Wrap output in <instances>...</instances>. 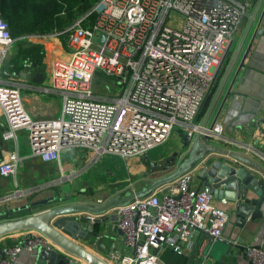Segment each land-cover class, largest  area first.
I'll return each mask as SVG.
<instances>
[{
	"label": "built area",
	"instance_id": "1",
	"mask_svg": "<svg viewBox=\"0 0 264 264\" xmlns=\"http://www.w3.org/2000/svg\"><path fill=\"white\" fill-rule=\"evenodd\" d=\"M246 13L247 0H94L67 27L47 32L63 36L65 45L63 56L50 58L43 86L60 93L54 117H31L19 85L2 69L13 38L0 16V109L6 122L1 135L14 138L24 130L31 153L42 161H57L69 146L89 152L91 160L103 154L141 155L172 132L189 140L196 133L220 139L219 121L210 128L200 125L203 106ZM97 70L114 77L115 93L92 89ZM251 137L264 140V117L253 121ZM16 162L14 153L0 161V174L13 172ZM155 189L111 208L131 251L110 252L109 263L164 264L157 254L161 247L189 248L201 230L212 238L221 234L227 212L211 202L210 193L190 186L189 171L164 190ZM20 231L24 236L5 248L0 264H12L22 248L54 246L38 231ZM242 249L250 264H264V244Z\"/></svg>",
	"mask_w": 264,
	"mask_h": 264
},
{
	"label": "crops",
	"instance_id": "2",
	"mask_svg": "<svg viewBox=\"0 0 264 264\" xmlns=\"http://www.w3.org/2000/svg\"><path fill=\"white\" fill-rule=\"evenodd\" d=\"M259 1L256 0L253 8L249 11L247 0V13L242 16L226 54L227 56L229 53L230 60L228 64L232 60L234 50L249 18L252 15L253 18L231 63L227 77L206 118V124L211 122L219 110L215 121L221 123L222 134L220 139L210 138V141L223 146L226 150L245 154L259 164L264 171V140L257 141L251 137L253 121L264 117V31L252 35L253 28L259 18V25L264 26V0L260 5ZM244 22V29L235 44V38ZM38 33H46L48 35L42 38L29 37V41L42 46L43 58L37 61L36 56L40 48L36 47L40 46H31L29 50L34 56H32L33 59L27 61L22 59L20 64L15 65L14 69H7L6 74L8 73L9 75L7 76L19 85L23 105L31 117H54L60 110V93L57 89L48 88L44 90L43 86L46 85L50 58L53 56L60 57L64 54V40L60 36L50 35L47 32ZM10 44L8 45L9 48L8 46V49L6 48L5 55L7 51L9 52ZM240 62L241 64L239 65ZM224 70L217 77L214 89L203 106L201 119ZM228 87L229 91L225 94ZM5 128V118L0 109V161L8 158L13 153L17 155V162L13 172L0 174V211H4L0 215V219L37 212L49 205L31 206L14 212L9 210L27 201L37 200L52 194L61 196V199L56 200L53 204L66 202L101 203L111 194L121 193L125 190H135L131 187L127 188V186L142 178L137 174L145 170L143 160L147 159L149 161L150 168H152L150 162L154 163L161 159L166 160L173 151L180 150L182 135L177 132H172L169 135V137L172 134L175 136L177 146L176 144H167L168 137L164 143L148 148L141 155L121 157L116 154H103L95 160H91L89 152L77 146H69L61 149L57 161H42L39 156L31 153L24 130H17L15 137L12 139L4 138L1 135ZM224 128H226L227 132H224ZM184 155V152H180L178 158ZM207 156L216 158L221 155L209 153ZM242 166L257 176L261 174L251 166L245 164H242ZM172 167L171 165L164 172L172 169ZM133 175L135 178L131 177ZM130 177L132 180L135 179L134 182L126 183ZM197 182L196 178H191L190 186L195 188ZM145 183L141 182L140 186ZM54 185H58V192L53 189ZM87 186H91L92 191H87ZM165 187L166 184L161 185L155 191L162 190ZM102 190H107L108 193H103ZM94 192H96V195ZM246 196L251 199L255 197L251 190L247 191ZM211 202L222 207L227 212L228 218L219 236L231 243L215 241L207 233L199 232L195 237V240L198 241L196 252L189 255L191 246L178 251L172 250L170 246H163L157 253L162 263L250 264L245 258L242 248L245 244H264V197H259L258 205L253 210H250L249 215L245 216L236 214L233 201L212 196ZM9 213H17V215L12 216ZM6 214L8 215L6 216ZM70 214L77 218L86 215L83 211ZM106 214H108V217L103 219ZM92 216L97 218L96 221L91 219L80 221L82 226L91 229L94 233L88 234L86 238H78L76 241L107 261H109L108 255L112 251H116L119 254L130 253L131 248L123 242L121 231L115 225L111 209ZM23 236L24 231L0 235V251L2 249L5 250L9 244L21 240ZM205 244H209V246L206 248V253L203 255L202 260L197 263ZM33 252L34 250L22 248L16 254L12 264H34ZM1 255L0 252V257ZM77 260L80 263L87 264L81 259Z\"/></svg>",
	"mask_w": 264,
	"mask_h": 264
},
{
	"label": "water",
	"instance_id": "3",
	"mask_svg": "<svg viewBox=\"0 0 264 264\" xmlns=\"http://www.w3.org/2000/svg\"><path fill=\"white\" fill-rule=\"evenodd\" d=\"M252 18L253 15L249 18L244 32L238 41L230 64L227 65L217 83L205 114L200 121L201 126L210 128L215 121L219 110L212 118L211 122L206 124V118L227 77L231 63L246 30L251 24ZM259 20L253 28L252 35L264 31V26L259 25ZM101 39L102 35L98 37L99 41H101ZM240 64L241 62L239 65ZM228 91L229 87L226 89L225 94H227ZM224 132H227L226 128H224ZM210 138L211 137L207 133L203 134L202 138L196 133L189 140L185 134H182L180 150L173 151L171 156L165 160L167 166H173L172 169L150 178L144 185L136 190H125L121 193L111 194L101 203L66 202L53 204L56 200L61 199V196L52 194L10 208L9 211L14 212L22 209L24 210L31 206L49 205L34 213L0 219V235L20 230H35L47 237L54 246L36 247L33 252L34 264H83L78 262L77 259H81L87 264H111L76 241L78 238H86L88 234L94 233L91 229L82 226L80 220L91 219L92 221H96L97 218H93L92 215L107 212L112 207L127 203L136 196L146 195L153 189L172 181L185 171L190 172V179L196 178L198 180L194 188L195 191L204 190L215 198L233 201L236 214L241 216L249 215L250 210H253V208L258 205V198L264 197L263 169L245 154L226 150L223 146L210 141ZM180 152H184L185 155L178 158ZM209 153H218L221 156L209 158L207 156ZM176 158L177 160L175 161ZM242 164L255 168L261 173L260 176L253 174L247 168L243 167ZM157 165V162H150V166L154 168H156ZM164 189L165 188H163V190ZM248 190L254 193L255 197L253 199L246 196ZM80 211L85 212L86 215L79 216V221L76 216L70 214ZM3 212L4 211H0V215L3 214ZM105 217H108V214H106L103 219H105ZM201 232L204 231L201 230ZM214 240L231 243L228 240H224L221 236L214 237ZM208 246L209 244L203 246L200 254L201 256H199L197 263L202 260ZM197 247L198 241L195 240L191 245L189 255L196 252ZM4 251L3 249L0 251L2 254L1 256L4 255Z\"/></svg>",
	"mask_w": 264,
	"mask_h": 264
},
{
	"label": "rangeland",
	"instance_id": "4",
	"mask_svg": "<svg viewBox=\"0 0 264 264\" xmlns=\"http://www.w3.org/2000/svg\"><path fill=\"white\" fill-rule=\"evenodd\" d=\"M94 0H81L79 7H77L76 9H73V7L69 6L68 4H62L61 5V9L58 10V12L54 15L53 20L51 22V25H46L43 28H40L39 30H41V32H53V30H57V29H63L65 27H67L69 24H71L78 16L80 13L88 10L92 4H93ZM256 0H248L249 3V11L251 10V8H253L254 4H255ZM263 2V0L259 1V5L260 3ZM0 16L5 20V17L1 14L0 12ZM244 24L245 22L242 24L236 38H235V44H236V40L239 39L243 29H244ZM63 26V27H62ZM62 27V28H60ZM10 30V34L12 36V42L10 44V49L9 52L7 51L6 55L3 58V62H2V68L6 71L7 69L10 70L15 68V65L20 64V62L22 61V59L30 60L33 59L32 56L33 54L31 53V51L29 50L31 45V42L29 41V37L27 36V32H20V31H16L14 29L9 28ZM63 38V36H60ZM233 42V43H234ZM40 46V45H39ZM9 48V46H8ZM7 48V49H8ZM36 48H40V52L37 54L36 58L37 61H39L41 58H43V49L42 46L40 47H36ZM65 48V45H64ZM93 48H98L96 45H93ZM9 53V54H8ZM34 57V56H33ZM231 58V57H230ZM46 60V58H45ZM229 53L227 56H225L224 60L220 63L219 66H217V77L219 76V74L221 73L222 70H224L229 62ZM13 64V66H11ZM224 68V69H223ZM114 82L115 79L113 76L111 75H105L103 73H100L98 70L95 72L94 77L92 79L91 82V86L92 89L96 90V92L98 94L101 95H110L112 93H115L116 90V86H114ZM9 138L13 137L10 135ZM176 139L175 136H173V134L169 137L167 144H176ZM178 144H176L177 146ZM142 160V158H141ZM144 165H145V170L144 172H138L137 175H140V177H142L140 180L136 181L135 183H130V182H134V180H132V178H135V176H131V181L130 178L128 179V181H126V183H130L128 187H131L133 189H138L140 186V183L143 182H147L151 177L160 175L161 173H163L165 170H167V168H169L170 166H167L165 164V160L161 159L159 161H156L158 163V165L156 166V168L149 167V161L146 159L143 160ZM125 183V182H124ZM122 185V184H121ZM118 187V186H115ZM87 191H92V187L91 186H87ZM53 189L58 192V185H54ZM101 191V190H100ZM103 191V190H102ZM93 193V192H91ZM96 195V192H94ZM99 193V192H97ZM103 193H108L107 190H104ZM94 195V194H92ZM23 212V211H22ZM10 214V213H9ZM8 214H6L7 216ZM10 215H17V213H13Z\"/></svg>",
	"mask_w": 264,
	"mask_h": 264
},
{
	"label": "trees",
	"instance_id": "5",
	"mask_svg": "<svg viewBox=\"0 0 264 264\" xmlns=\"http://www.w3.org/2000/svg\"><path fill=\"white\" fill-rule=\"evenodd\" d=\"M80 1L81 0H0V12L7 20L8 30L11 28L20 32L38 33L41 32V30H39L40 28L51 25L54 15L61 9L62 4L66 3L73 7V9H76L79 7ZM31 45L37 46L39 44L31 42ZM39 52L40 49L38 53Z\"/></svg>",
	"mask_w": 264,
	"mask_h": 264
}]
</instances>
